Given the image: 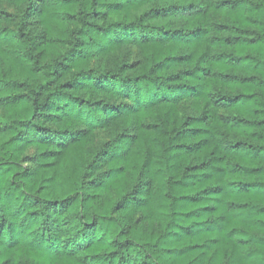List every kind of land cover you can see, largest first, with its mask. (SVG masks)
<instances>
[{
  "label": "trees",
  "instance_id": "1",
  "mask_svg": "<svg viewBox=\"0 0 264 264\" xmlns=\"http://www.w3.org/2000/svg\"><path fill=\"white\" fill-rule=\"evenodd\" d=\"M6 1L0 264H264V0Z\"/></svg>",
  "mask_w": 264,
  "mask_h": 264
},
{
  "label": "rangeland",
  "instance_id": "2",
  "mask_svg": "<svg viewBox=\"0 0 264 264\" xmlns=\"http://www.w3.org/2000/svg\"><path fill=\"white\" fill-rule=\"evenodd\" d=\"M0 11H7L14 13L17 11V8L14 7L12 4H10L9 2H7L6 0H0ZM129 56L130 59L135 58V50L133 48L129 49ZM105 137H106L105 132L99 131L95 135V142L99 143L100 141H103Z\"/></svg>",
  "mask_w": 264,
  "mask_h": 264
}]
</instances>
